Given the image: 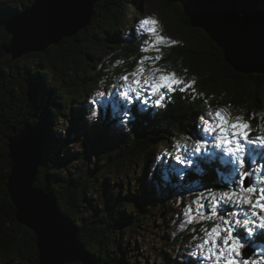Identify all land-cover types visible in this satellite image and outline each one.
<instances>
[{"label": "trees", "instance_id": "obj_1", "mask_svg": "<svg viewBox=\"0 0 264 264\" xmlns=\"http://www.w3.org/2000/svg\"><path fill=\"white\" fill-rule=\"evenodd\" d=\"M34 1L0 0V264H40L36 236L17 221L7 187L11 164L8 138L19 134L25 125L39 135L43 144L44 162L36 186L55 195L60 210L78 228L93 264H132L130 254L137 252V245L132 244L131 237L138 235L153 215V208L140 192L141 182L151 192L163 191L173 198L172 202L178 196H195L206 191V187L230 184L231 166L219 159L194 165L183 181L175 174L165 180L169 169L164 161L174 165L165 155L171 154L178 143L191 144L187 137L199 114L221 107L246 114L253 123L252 135L261 134L259 126L263 124L255 115L264 112V75L235 72L225 62L223 50L202 30H181L175 24V32L182 40L171 50L162 49L160 67L188 66V76L196 83L192 89L170 94L165 107L136 104L128 118L118 110L110 116L112 104L98 105V114L88 122L92 94L100 88L108 92L122 83L119 77L131 72L144 56L141 48L146 39L139 41L123 20L134 11L138 21L139 15H144L142 5L149 0H97L91 24L78 36L64 39L46 52L29 53L6 62L7 54L1 47L11 41V36L4 23L11 14L30 8ZM170 3L171 0L164 3L167 15L172 13ZM180 13L177 21L182 27H190L185 7ZM106 52L111 55L108 59ZM31 57H36V63L21 65ZM224 81L230 85L223 86ZM63 117L74 125L66 138L56 132L63 129ZM80 130L91 139L89 145L95 157L92 166L86 163L92 155L75 152L72 147L73 132ZM133 167L142 168L135 183L130 180L127 186L118 181L119 174L113 179L116 171L122 173ZM254 169L260 170L251 177L259 188L264 179V159L257 157L248 170ZM204 203L207 206L209 201ZM207 210L210 211L208 207ZM249 210L252 208L232 204L219 207L225 216L229 211L243 215ZM211 222L182 226L174 239L187 244L196 235L203 236L201 228L212 227ZM248 245L254 250L252 262L264 264V236H254ZM161 257L169 264L171 255L162 253Z\"/></svg>", "mask_w": 264, "mask_h": 264}, {"label": "water", "instance_id": "obj_2", "mask_svg": "<svg viewBox=\"0 0 264 264\" xmlns=\"http://www.w3.org/2000/svg\"><path fill=\"white\" fill-rule=\"evenodd\" d=\"M97 0H35L4 23L11 41L1 51L14 61L43 53L86 29ZM192 29L202 30L223 50L237 73L264 75V0H184ZM8 190L19 224L36 236L40 264H93L74 222L63 214L55 195L37 187L44 162L42 140L29 125L8 138ZM254 250L249 246L245 258Z\"/></svg>", "mask_w": 264, "mask_h": 264}, {"label": "snow or ice", "instance_id": "obj_3", "mask_svg": "<svg viewBox=\"0 0 264 264\" xmlns=\"http://www.w3.org/2000/svg\"><path fill=\"white\" fill-rule=\"evenodd\" d=\"M139 24L141 30L150 36L141 51L159 53L160 46L169 42V38L157 34L156 26L159 21L148 17ZM170 43L175 44L176 41ZM160 60L162 56L158 54L142 56L131 72L119 77L122 83L114 86V91H98L92 104L102 107L112 104L114 111L118 110L124 118H128L136 104L165 107L169 93H186L192 89L194 80L189 82L174 72L152 67ZM142 110L146 111L147 108ZM97 114L94 108L92 115ZM259 127L264 128V125ZM252 131L249 120L243 117L233 119L224 108L199 114L198 121H194L193 130L187 137L191 144L186 142L184 145H176L178 151L173 156L174 165L164 161L169 169L164 174L165 180L175 174L183 181L194 165H207L215 159L231 166L228 170L230 184L206 187V191L196 193L184 209L189 224L197 216L200 220L215 221L210 229L201 228L204 236L200 243L195 244V250L190 252L191 257L204 256L205 259H211L213 264H250L244 256L248 244L254 236H264V215H259L257 211H252L251 215L229 211L227 216L219 211L221 204L264 211V179L257 188L251 177L260 170H248L257 157L264 159V133L252 135ZM205 200L209 201L207 207L210 215H205L203 211L206 207ZM254 229L260 231L256 232Z\"/></svg>", "mask_w": 264, "mask_h": 264}, {"label": "rangeland", "instance_id": "obj_4", "mask_svg": "<svg viewBox=\"0 0 264 264\" xmlns=\"http://www.w3.org/2000/svg\"><path fill=\"white\" fill-rule=\"evenodd\" d=\"M149 1L142 5V8H143L142 11L144 15H139L140 19L138 21H136L135 19V16H134L135 12L131 11V13L124 18L123 24H125V26L129 30H133L136 33L137 39L139 41H143L144 39H146L145 41H149L150 39L147 36H145L146 34L147 35L149 34L146 31L141 30L139 22L148 17H153L157 19L159 21V24L156 26L157 34L169 38V42L160 46L159 53L150 51L149 52L150 54L144 53V55H157L158 54V55H161L163 59L164 55L162 53L163 52L162 49L168 48L169 50H171L173 47H175L174 45L180 43L182 40L180 34L179 33L177 34L178 31L175 32V29L173 26L177 24L179 27L182 28V29L180 28L181 30H183V28L190 30L191 27H188L185 24H182L183 25L182 27L180 21H177V18L181 14L180 12L184 8V0H171L170 5H171L172 13L170 15H167V7H166V4H164L168 0H151L150 2ZM186 35L189 36L190 34L187 33ZM145 41L142 47L145 46ZM170 41H176V43L172 44L170 43ZM106 55H107V52H106ZM110 56L111 55H107V59L108 57L110 58ZM11 58H12L11 55H6L5 61L10 62L12 61ZM34 63H36V57H31V58H28L22 61L21 65L30 66V65H33ZM162 63L163 61L160 60L156 65H153L152 67L159 66V68L166 70L168 72H174L177 74L178 77H181L191 82V79L188 76L189 70H190L188 66L182 65V67L184 66L183 68L181 67L182 69L175 68L174 66L173 67L172 66L160 67ZM145 66L149 67V65L147 64ZM157 75H159V73H157ZM207 76H208V73H207ZM229 81L231 80L229 79ZM222 85L226 86L230 84L224 81ZM112 89L115 90V88L111 87L108 92H112ZM98 91H104V90L100 88L96 91V93ZM96 93H93L92 97L90 98L91 104H92V101L96 99ZM170 94L172 93H169V95ZM107 98L108 97H106V99ZM94 108L96 110L98 108V105L92 104V108L90 112H93ZM155 108L157 109L158 107H155ZM221 108H224L226 112L233 119H235L236 117H243L245 120H249L251 124L253 125L251 119H249L246 114H243L242 112H238L229 107H221ZM216 110H214L213 112H215ZM116 112L117 110L114 111V109L112 108L111 111L109 112V115L114 116ZM255 116H257L258 119H260L259 121L264 125V112L258 113ZM94 118L95 116L93 115L87 116L88 122H90ZM61 126L63 129H58L56 131L59 137L61 138H66L69 135V130L73 129L74 127V125L70 121L68 122L64 117L61 119ZM261 130H262V133H264V128H261ZM82 132H83L82 130L78 131L77 133L76 131L73 132L74 139L72 140H74V144L72 145V147L75 149V152H84L85 155L86 153L87 154L89 153V155H92L90 160L86 159L87 165L92 166L93 164H95L94 163L95 157H94V154L92 153L94 152V150L89 145L91 144V139H88L87 137H85ZM1 136H2V133H0V138ZM177 151H178L177 148H174V151L171 154L168 153L167 155H165L166 157L170 158L174 162V164H175V161L173 159V156L174 154L177 153ZM159 160L163 161L162 158H159ZM141 170H142L141 167H138V168L133 167V168H129V169L122 171V173L121 171L120 172L116 171L114 174H112V177L113 179H115V177H117V175L119 174L120 179H117V180L123 181L128 186V182L130 180L132 181V183H135V179L137 178V176L141 175ZM194 187L196 186L194 185ZM139 189H140L141 194L144 195V201H147L149 204V207L153 208V215L144 224L143 229L140 231V233L138 235H132L131 237V240L133 242L132 244L137 245V248H136L137 252L130 254V256H133L132 258L134 260L132 261V264H167L166 260L161 257L162 253L171 255V260L170 261L167 260L169 264H213V261L211 259H205L204 256H199V255L197 257L190 256V252L195 250V247H194L195 244L200 243L204 235L203 236L196 235L195 236L196 238L192 239L187 244L180 243L179 241H176L174 239L176 234L179 232L178 230L182 226L186 228L191 224H199L202 222H208V220H200V218L197 216L191 224L188 223V219H187V216L185 215L184 209L186 205L191 203V201L194 199L195 196L193 194H189V195L182 196V197L178 196L176 201L172 202L173 200L172 197H169L168 195L163 194V191H160L159 189L158 191L151 192L149 188L144 187L142 182H141ZM203 211L205 215L211 214L210 211L207 210V206L205 207ZM252 211H255V210L254 209L249 210V212L246 214L251 215ZM257 212L259 213V215H264V211L258 210ZM254 219L256 218L254 217ZM257 222L259 221L257 220ZM214 223L215 222L213 221L211 222L212 225ZM210 228L211 227H209L208 229ZM246 259H248L250 264H254L252 262V257L246 258ZM79 264H82V263H79ZM255 264H261V261Z\"/></svg>", "mask_w": 264, "mask_h": 264}]
</instances>
